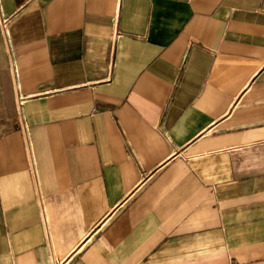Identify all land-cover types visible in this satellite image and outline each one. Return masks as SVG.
Instances as JSON below:
<instances>
[{
    "label": "crops",
    "instance_id": "1",
    "mask_svg": "<svg viewBox=\"0 0 264 264\" xmlns=\"http://www.w3.org/2000/svg\"><path fill=\"white\" fill-rule=\"evenodd\" d=\"M0 264H264V0H0Z\"/></svg>",
    "mask_w": 264,
    "mask_h": 264
},
{
    "label": "built area",
    "instance_id": "2",
    "mask_svg": "<svg viewBox=\"0 0 264 264\" xmlns=\"http://www.w3.org/2000/svg\"><path fill=\"white\" fill-rule=\"evenodd\" d=\"M20 101H22V100H21V97L18 98V102H20Z\"/></svg>",
    "mask_w": 264,
    "mask_h": 264
}]
</instances>
